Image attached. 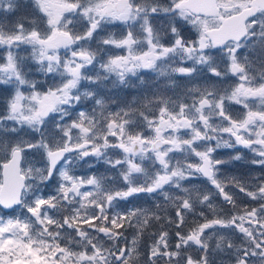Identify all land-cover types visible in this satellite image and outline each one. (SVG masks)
Masks as SVG:
<instances>
[{
    "label": "snow or ice",
    "instance_id": "6c2138e0",
    "mask_svg": "<svg viewBox=\"0 0 264 264\" xmlns=\"http://www.w3.org/2000/svg\"><path fill=\"white\" fill-rule=\"evenodd\" d=\"M22 8L36 15L0 22V85L10 93L0 112V211L12 210L0 215V264H135L144 229L162 217L141 207L119 211L120 202L133 203L129 198L140 193L163 196L176 209L169 222L180 228L197 206L216 210L212 192L182 183L197 176L233 210L228 183L259 206L194 222L175 233L174 245L161 231L146 264H213L217 252L234 264H264V177L253 187L226 181L219 166L227 161L213 156L241 146L264 168V0H0V13ZM117 24L124 29L119 37L109 29ZM26 59L50 77L46 90L29 77ZM141 70L155 73V82L146 85ZM204 76L218 81L196 83ZM228 77L236 81L218 87ZM132 78L144 88L130 102L123 92L137 87ZM177 89L179 95L168 94ZM233 105L243 112L234 115ZM153 106L157 115L142 110ZM140 124L151 134L137 130ZM110 148L123 155L113 158ZM89 156L116 168L125 187L77 175ZM126 223L137 229L131 242L119 231ZM236 232L240 243L229 238Z\"/></svg>",
    "mask_w": 264,
    "mask_h": 264
},
{
    "label": "rangeland",
    "instance_id": "374dc122",
    "mask_svg": "<svg viewBox=\"0 0 264 264\" xmlns=\"http://www.w3.org/2000/svg\"><path fill=\"white\" fill-rule=\"evenodd\" d=\"M30 15L34 16L36 14L34 12H32V13H30ZM84 24H86V22H82L80 24H77L76 25V30L77 31L82 30ZM8 26H11V24L8 25ZM109 29L117 37L121 36L123 34V30H124L123 26L122 25H118V24H117V26L116 25L109 26ZM95 46L96 45L93 44V47H95ZM61 51H63V50H61ZM111 51L114 52V53L118 52V53H121V54H126V53H124V50H122V49H111ZM22 54L25 55L26 58L29 56V53L23 52V50H22ZM4 55H5L4 49L0 48V63L4 62ZM37 67L38 66L35 65L30 59H26V69L28 71V75H29L30 78H32L34 80H35V74H36V72H38ZM141 72H148L149 74H153V75L156 76V74L151 72L150 70H141ZM49 79H50V77H49ZM176 79L181 84H185L187 82V78H184V77H176ZM209 79L211 81H215V77L204 76V77L201 78V80L196 81V83H200V82H202V80H209ZM161 80H163V78H161ZM150 82L151 81L148 80V84H150ZM4 88H5V86L0 85V95L1 94H5L6 95V96L5 95H1V99H2L1 102H0V111L1 112L4 109L6 99L10 95L9 92L3 91ZM41 91H44V90L42 89ZM170 93H172V92L170 91ZM86 104L90 105L91 101H88ZM150 134H151V132L147 133L146 136L150 135ZM212 143L214 144V141ZM178 154L179 153H173L172 155H178ZM149 155H151V153ZM213 156H214V153H213ZM29 158L32 159L34 163L37 162V160L39 159V157H29ZM0 159H3V157L0 156ZM95 159H96L95 157L89 156V157L85 158L84 161H81L80 165H78L76 170H75L76 174L77 175H84V176H88V175L104 176V177H106V180H105L106 184H112L113 181H115V184H114L115 187H125V185L120 180V178L119 177L115 178V176L113 175L115 173V171H114L115 168H114V170H112L111 167L108 164L104 163L103 158H101L99 161H97V159L96 160ZM194 159L198 160V158H196V157H190V160L195 161ZM85 161H87V162H85ZM144 165H145L146 168L149 169V171H152V167H151V164H150L149 161L145 160ZM99 167H100L101 171H98V170H100V169H98ZM119 182H121V184L118 186ZM138 182L139 183H143V180L141 179ZM184 182H186L188 184V186H190L193 189V191H199L198 189H202L205 185L211 186L209 183L204 182L200 177L191 178L189 180L183 181L182 183H184ZM49 183H51V181ZM42 187H44V186H42ZM211 187H213V186H211ZM52 190H54V189H49L47 187H44V192L45 193H48V192H50ZM176 191L177 190L172 189L173 193H175ZM207 191H210V192L213 193L212 200H213V202L215 203V206H216L217 203L215 202V192H214V190L209 188ZM159 197L160 196H156V194H146V193H140V194L134 195L133 197H130L129 200H131L132 202L137 200V204L129 203L128 201H121L120 204H119V211H125L126 205H130V208H132V207H141V208H147V209H149L151 211H158L159 213H162V215H161L162 218L160 220H162V219L168 220L167 221L168 227L166 229L174 228L175 224H170L169 219H170V217H175L176 218V216H175L176 209L171 204H169L168 201H165L164 198H159ZM194 199H195V197H194ZM151 201H156V202L154 204H148V202H151ZM158 201H161L163 203V205L165 207V210L157 209L156 205H159ZM0 215H6V214L3 213L2 211H0ZM185 217H187V215ZM95 223L100 224L101 222L100 221H96ZM160 226L161 225L159 223H157L156 220H152V223H151V225L149 227L153 228V229L154 228L158 229V227H160ZM85 227H87V226L85 225ZM175 230L176 229H168V230H166V231L169 232V242H170L171 245H174L177 242L176 235L175 236L173 235V232ZM124 231H126L128 233L131 230L129 229V230H124ZM136 231H137V229L135 230L134 233H130L131 234L130 236H127L124 233L123 234H124V236H126L128 238V241L131 242L133 236L136 234ZM212 231H213L212 229L207 230L205 235H207L209 232H212ZM219 231L222 232V233H225V231L223 229H220ZM98 235L102 239H104L103 238V234H98ZM142 235H143V238L147 237V241L146 240L143 241L144 250L142 251V253H140V256L143 258V260H145V259H148L149 248L152 245V243L157 239L158 234H156L154 236H149V232L148 231L147 232L143 231ZM215 237L216 236L212 237V240L209 242L210 245H214V243L216 241V238H217V237L216 238ZM140 240H141V237H140L139 241ZM110 244H111V242H109V241L106 242V246L110 245ZM129 246H130V244H129ZM210 251H211V249H210ZM189 254H191L194 258L199 256V252L196 251V250L190 251ZM136 262H137V257H136L135 263ZM159 263L163 264V260H159ZM130 264H132V262H130Z\"/></svg>",
    "mask_w": 264,
    "mask_h": 264
},
{
    "label": "flooded vegetation",
    "instance_id": "af4514ba",
    "mask_svg": "<svg viewBox=\"0 0 264 264\" xmlns=\"http://www.w3.org/2000/svg\"><path fill=\"white\" fill-rule=\"evenodd\" d=\"M32 12L33 11L31 8H22L19 12L14 13V14L0 13V22L5 24V26H8L10 24H13L16 21V19L21 17V16L30 17L31 16L30 13H32ZM143 74H144L145 80L151 79L153 76L152 75L149 78L147 74H145V73H143ZM254 74H256L257 77H259L258 71L255 72ZM139 76H140V73H139ZM134 80L137 81V78H134ZM215 81H218V78L215 77ZM235 81H236L235 77H228L227 78V84H218V87H220V88L227 87L229 85H232ZM232 107L234 110V115H240L243 112L242 107L239 105H233ZM225 136H226V134H225ZM237 152L242 154V159L241 160L231 159V157ZM215 157H218L220 159L227 161V163H224V164L219 166L220 167L219 175L221 178L225 179L226 181H231L233 178H235L236 180H239L242 183H244L245 187H253L258 182L257 181L258 177H264V168H261L257 165L251 164L249 161L252 157V153L248 149H245L241 146H237L234 149H227V148L218 149L215 152ZM197 177H199V176H197ZM225 191H228V192H231L234 194V198L237 201V209L236 210H233L231 205L226 206V204L223 203L224 202L223 197L215 194V202L217 203V205H216L215 212L212 210L214 215H205V213H204V216L202 217V216L198 215V213H199L198 212L196 215H192V216L198 220L203 221L205 219V217H207L208 219H212L217 214L220 216H227V215L233 214L234 211H238L243 207L251 208V207H258L259 206V203H260L259 201H253L250 198H248L247 196H245L244 193H240L238 188H236L232 183H228V186L226 187ZM215 193H216V190H215ZM198 208H199L200 212L201 211L204 212L203 206H198ZM221 214H225V215H221ZM170 219L172 220V217H170ZM187 220L188 219H186L184 222V224L186 225V227H184V230H186L188 228V221ZM168 229H176L173 232L174 236H175V233L178 231L177 227L168 228ZM168 229H166V228H160V229L154 228L153 229V228L149 227V228H145L144 232L148 231L149 236H154L156 234H159L161 231L168 230ZM223 230L225 231V233L231 232L230 229H223ZM184 233H186V231ZM229 238L235 243H240L241 238H242V234L236 232V233L232 234ZM144 240L147 241V237L143 238V235H142L141 240L139 241V244H138V248H137V252L139 253V255L137 256V264H146V261H147V259L143 260V258L140 256V253H142V251L144 250V248H143V241ZM213 264H234V258L229 257L228 255H226L224 253L217 252L215 254V257L213 258Z\"/></svg>",
    "mask_w": 264,
    "mask_h": 264
},
{
    "label": "trees",
    "instance_id": "16d2710c",
    "mask_svg": "<svg viewBox=\"0 0 264 264\" xmlns=\"http://www.w3.org/2000/svg\"><path fill=\"white\" fill-rule=\"evenodd\" d=\"M25 56V55H24ZM35 81L37 82L38 84V87H40V90H46L47 88V83L50 81L49 77H46L43 73L41 72H36L35 74ZM137 85V84H136ZM137 90V87L135 88H127V92L128 93H134L135 91ZM180 94V91L176 90V93H172L173 96L175 95H179ZM1 95H5V94H1ZM1 95H0V101L2 100L1 99ZM6 96V95H5ZM126 97V96H125ZM128 101H130V99L128 97H126ZM131 102V101H130ZM144 111H147L148 109H142ZM155 110V109H154ZM156 111V110H155ZM1 112V111H0ZM146 113V112H145ZM143 124H140L137 128V130L141 131V127ZM148 204H153V202H148ZM188 228L186 230H184V227H186L185 224H182V226L180 227V230L182 232H185V231H188L190 230L193 226H194V218L191 216L188 218ZM63 243V242H62Z\"/></svg>",
    "mask_w": 264,
    "mask_h": 264
},
{
    "label": "bare ground",
    "instance_id": "6f19581e",
    "mask_svg": "<svg viewBox=\"0 0 264 264\" xmlns=\"http://www.w3.org/2000/svg\"><path fill=\"white\" fill-rule=\"evenodd\" d=\"M169 220H171V219H169ZM167 221H168V220H164V219L157 221V223H159V224L161 225V226L158 227V228H159V229H160V228H167V227H168ZM170 224H174V223H170Z\"/></svg>",
    "mask_w": 264,
    "mask_h": 264
},
{
    "label": "water",
    "instance_id": "95a60500",
    "mask_svg": "<svg viewBox=\"0 0 264 264\" xmlns=\"http://www.w3.org/2000/svg\"><path fill=\"white\" fill-rule=\"evenodd\" d=\"M4 211H6V212H10V211H12V210H4Z\"/></svg>",
    "mask_w": 264,
    "mask_h": 264
}]
</instances>
